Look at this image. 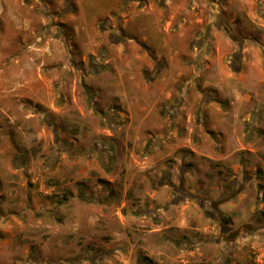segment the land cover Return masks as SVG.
Returning <instances> with one entry per match:
<instances>
[{"label": "rangeland", "instance_id": "obj_1", "mask_svg": "<svg viewBox=\"0 0 264 264\" xmlns=\"http://www.w3.org/2000/svg\"><path fill=\"white\" fill-rule=\"evenodd\" d=\"M0 264H264V0H0Z\"/></svg>", "mask_w": 264, "mask_h": 264}]
</instances>
